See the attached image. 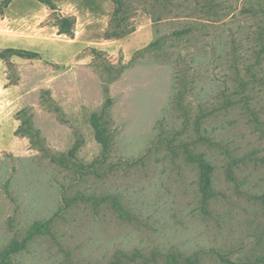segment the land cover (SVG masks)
I'll return each mask as SVG.
<instances>
[{"label":"rangeland","instance_id":"obj_1","mask_svg":"<svg viewBox=\"0 0 264 264\" xmlns=\"http://www.w3.org/2000/svg\"><path fill=\"white\" fill-rule=\"evenodd\" d=\"M82 1L110 15L86 40L0 12V46L41 53L0 58V264H264V0Z\"/></svg>","mask_w":264,"mask_h":264},{"label":"crops","instance_id":"obj_2","mask_svg":"<svg viewBox=\"0 0 264 264\" xmlns=\"http://www.w3.org/2000/svg\"><path fill=\"white\" fill-rule=\"evenodd\" d=\"M17 1L18 0H14L8 8L13 6V4H15ZM39 3L42 5V8L43 7L45 8V11L47 12V16L50 14V12H59L57 14L59 21L64 17L73 19V21H74L73 26H72L73 34L62 33L60 31L61 26L59 24V21L54 22L53 28L56 30L57 33H59L60 36H64V35L68 36L69 35V36H71V38L73 37L74 39L86 40V39L92 38V36H91L92 25L96 24L100 20H103L106 24H108L109 18H110V15L104 14L101 10H96V9L92 8L90 6L91 4L88 5V3H85V1H82V0H66V1L64 0L60 3L58 1H54V3L57 4L55 8H52L49 4H46V3H43L40 1H39ZM8 8H6V9H8ZM23 15L20 16L21 21L28 19V15H27V17H25ZM146 17H148V16H146ZM148 20H150L149 17H148ZM142 21H143L142 17L137 18V24L138 25L142 24V25L138 26L137 30L134 32V34L136 36H138V39H142V37L140 35L142 32V28L144 27ZM100 23H103V22H100ZM15 46H21V45H15ZM142 46L143 45H141L137 49H141ZM11 47L12 48H18V47H13V46H11ZM2 48H4V47H2ZM6 48H8V47H6ZM18 49H23V48H18ZM26 50H31V49H26ZM31 51H36V50H31ZM36 52L39 53V56L41 55V53L39 51H36ZM78 55H79V53H74V55H73L74 58H72V57L68 58V61L73 63L74 70H78V68H80V65L83 62H85V64L87 63L86 59L82 60L78 57ZM57 56L59 58L60 57L64 58L63 53H58ZM59 62H61V61H59ZM65 64H66L65 59H63L62 65H65ZM73 81H75V83H77L78 78L76 77V80L74 79ZM13 87H15V86H13ZM13 91H14V88H10L8 90V92H11V93ZM20 100L27 101V97L26 96L23 97L22 95H20L19 97H15L12 101L8 102V104H10V105L12 104L13 105L12 109H14L15 111H19L26 104V103L22 102V105H21Z\"/></svg>","mask_w":264,"mask_h":264},{"label":"trees","instance_id":"obj_3","mask_svg":"<svg viewBox=\"0 0 264 264\" xmlns=\"http://www.w3.org/2000/svg\"><path fill=\"white\" fill-rule=\"evenodd\" d=\"M13 1L14 0H0V12H4V10L8 8ZM38 1L49 4L52 8H54L53 0H38ZM114 2H117V0H114ZM249 11H251L254 14H258L259 12H261L263 13L264 16V8L262 7L251 8L249 9ZM73 23L74 21L72 18H67V17L62 18L59 21V24L61 26L60 31L62 33L73 34L72 32ZM14 55H19L23 57L24 56L37 57L39 56V53L36 51H31L26 49L0 47L1 59H8L9 57H12ZM112 105H113V99L111 97H108L101 112H94L91 115V123L95 130L96 139L102 144L105 154H108L113 147L112 136L107 126L110 120V109ZM78 148H79L78 144H75L73 148L70 150V153L72 155L75 154V151L78 150ZM195 159L199 164V168L201 172V186L206 193L212 194L214 190L213 189L214 165L209 160H207L203 155H197ZM13 249L17 250L18 249L17 245L16 246L14 245Z\"/></svg>","mask_w":264,"mask_h":264}]
</instances>
